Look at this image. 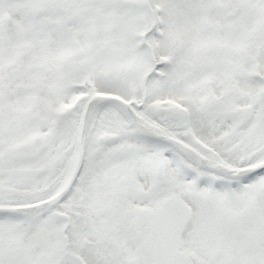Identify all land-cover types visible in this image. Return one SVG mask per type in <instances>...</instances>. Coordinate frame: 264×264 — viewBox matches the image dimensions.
<instances>
[{
  "label": "snow or ice",
  "instance_id": "obj_1",
  "mask_svg": "<svg viewBox=\"0 0 264 264\" xmlns=\"http://www.w3.org/2000/svg\"><path fill=\"white\" fill-rule=\"evenodd\" d=\"M0 264H264V0H0Z\"/></svg>",
  "mask_w": 264,
  "mask_h": 264
}]
</instances>
